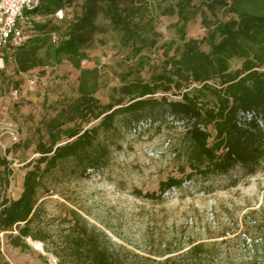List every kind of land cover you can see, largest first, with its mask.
Returning <instances> with one entry per match:
<instances>
[{
	"label": "trees",
	"instance_id": "16d2710c",
	"mask_svg": "<svg viewBox=\"0 0 264 264\" xmlns=\"http://www.w3.org/2000/svg\"><path fill=\"white\" fill-rule=\"evenodd\" d=\"M59 10L62 19L53 23ZM34 14L50 19L32 23L27 42L5 55L3 63L25 74L67 61L79 72L76 96L45 121L47 139L38 142L39 157L25 173L18 197H1L0 233L9 231L10 245L20 251L30 250L28 239L41 243L56 264H210L205 255L209 245L202 242L183 252L121 253L72 209L52 239L34 225L38 190L45 174L70 164L81 173L98 168L109 151L100 135L144 121L158 129L169 121L181 124L185 147L179 168L181 173L190 169L187 178L228 174L235 167L255 174L264 163V0H83L80 5L77 0H41ZM162 16L176 17L171 25L176 38L160 45L162 53L156 55L160 34L155 21ZM197 18L204 35L187 38V27ZM106 31L117 36L120 70L114 71L117 83L107 103H101L96 94L107 85L97 66L84 65L90 60L86 49L105 43L97 36ZM91 120L98 124L84 128ZM11 173L0 154V196ZM182 183V178L169 177L159 182L158 194L144 196L161 198ZM249 242L253 254L245 264H254L264 246Z\"/></svg>",
	"mask_w": 264,
	"mask_h": 264
},
{
	"label": "rangeland",
	"instance_id": "374dc122",
	"mask_svg": "<svg viewBox=\"0 0 264 264\" xmlns=\"http://www.w3.org/2000/svg\"><path fill=\"white\" fill-rule=\"evenodd\" d=\"M77 1L80 5L83 0ZM66 14L71 17L72 11L67 10ZM48 19L42 17L39 21ZM51 19L53 23L60 20L55 16ZM175 21L176 17L168 16L155 21L160 34L156 55L162 53L160 45L176 38L171 28ZM203 35L197 18L188 25L186 36L200 39ZM97 37L106 42H96L86 49L90 60L84 66L99 69L107 87L99 90L96 97L107 103L109 89L117 83L114 71L120 70L116 61L121 51L117 36L111 31ZM78 74L67 61L25 74H15L10 62L6 65L0 61V128L11 122L19 129L14 145L0 129V154L12 170L0 202L2 196L15 199L20 194L25 173L39 157L36 146L47 139L44 123L56 114L63 101L76 96ZM194 87L197 85L191 86ZM14 89L18 90L17 97L12 94ZM97 124L98 120H91L83 127ZM148 127L149 121H144L118 133L101 134L100 140H104L109 151L96 169L81 173L70 164L45 174L38 190V220L34 225L38 224L53 239L62 230L65 212L72 209L121 253L183 252L189 244L202 242L209 245L205 255L210 264H245L251 260L250 239L261 243L264 235V163L255 174H243L240 167H235L228 174L187 178L190 169L186 167L181 173L179 168L184 165L179 155L185 147L181 124L171 125L169 121L159 129ZM169 177L182 178L181 187L165 191L161 198L144 196L150 192L158 194L159 182ZM136 191L142 194L139 196ZM9 233H0V264H56L41 243L38 248L37 242L28 239V251L12 247ZM262 239L264 246V236ZM254 264H264V247Z\"/></svg>",
	"mask_w": 264,
	"mask_h": 264
},
{
	"label": "built area",
	"instance_id": "2783aa9c",
	"mask_svg": "<svg viewBox=\"0 0 264 264\" xmlns=\"http://www.w3.org/2000/svg\"><path fill=\"white\" fill-rule=\"evenodd\" d=\"M40 3L41 0H0V61L27 42L29 28L39 20L34 11ZM54 16L62 19V11H57ZM12 94L17 97L18 90L14 89ZM0 129H4L13 143L18 141L19 129L15 124L7 122Z\"/></svg>",
	"mask_w": 264,
	"mask_h": 264
},
{
	"label": "bare ground",
	"instance_id": "6f19581e",
	"mask_svg": "<svg viewBox=\"0 0 264 264\" xmlns=\"http://www.w3.org/2000/svg\"><path fill=\"white\" fill-rule=\"evenodd\" d=\"M36 246H37L38 248H40V243H39V242H37V243H36Z\"/></svg>",
	"mask_w": 264,
	"mask_h": 264
}]
</instances>
